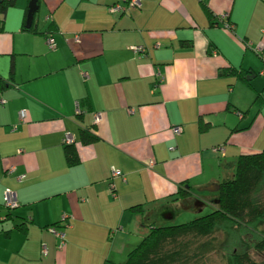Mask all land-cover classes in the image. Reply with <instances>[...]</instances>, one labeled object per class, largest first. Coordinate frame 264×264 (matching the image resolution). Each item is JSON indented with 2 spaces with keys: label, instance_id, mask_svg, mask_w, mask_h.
I'll use <instances>...</instances> for the list:
<instances>
[{
  "label": "crops",
  "instance_id": "obj_1",
  "mask_svg": "<svg viewBox=\"0 0 264 264\" xmlns=\"http://www.w3.org/2000/svg\"><path fill=\"white\" fill-rule=\"evenodd\" d=\"M125 1L38 0L37 34L24 31L30 0L0 14V264H121L154 226L213 211L238 157L264 151V0L111 12ZM230 69L245 80L221 75ZM82 129L99 141L83 144Z\"/></svg>",
  "mask_w": 264,
  "mask_h": 264
},
{
  "label": "trees",
  "instance_id": "obj_2",
  "mask_svg": "<svg viewBox=\"0 0 264 264\" xmlns=\"http://www.w3.org/2000/svg\"><path fill=\"white\" fill-rule=\"evenodd\" d=\"M16 1L2 0L0 14H6ZM3 30L0 20V33ZM24 31L38 33L34 25L24 27ZM221 75L245 80L244 73L234 69ZM210 128L199 119L200 133ZM80 140L87 145L99 137L82 129ZM64 156L68 167L80 163L74 143L65 145ZM178 195L185 199L189 194L179 190ZM130 211L142 212V207L134 206ZM207 253H216L225 264H264V151L238 157L234 176L220 183L213 211L180 225L154 226L121 264H199Z\"/></svg>",
  "mask_w": 264,
  "mask_h": 264
},
{
  "label": "built area",
  "instance_id": "obj_3",
  "mask_svg": "<svg viewBox=\"0 0 264 264\" xmlns=\"http://www.w3.org/2000/svg\"><path fill=\"white\" fill-rule=\"evenodd\" d=\"M140 7H141V1L140 0H129V1H125V6H122L121 4H115L110 8V10H111V12H119V11L124 12L127 9H135V8H140ZM226 18H227V14L221 16V20H226ZM226 27H231V25L228 24ZM75 41H78V38H75ZM47 43H48V47L50 49H55L56 44L52 38H48ZM132 49H134L137 52H143V48L140 46L133 47ZM256 52L260 56L261 60L264 62V46L263 45L257 46ZM25 117H26V111L22 110L20 112L21 120H23ZM100 121H101V115L96 114L94 117V124L98 125L100 123ZM173 130H174L175 134L178 135L182 132V127L177 126ZM63 143H64V145L72 144L71 136L70 135L65 136V138L63 139ZM212 151L214 153L223 152V149L222 148H215ZM14 170H15L14 168H10L9 172L12 173V172H14ZM111 177L113 180V178H118V177H123V176H122V173L120 172V170L112 169ZM18 179L23 180V176H20ZM111 188H112V190H114L113 185H111ZM114 197H116L115 194H114ZM3 206L8 211H12V210L19 207L16 195L13 191L7 190L4 193ZM50 232L53 233L57 238H59L61 240V242L59 244V248L62 249L65 246V235H64V233L55 227H51ZM43 253L46 254L45 248L43 249Z\"/></svg>",
  "mask_w": 264,
  "mask_h": 264
},
{
  "label": "rangeland",
  "instance_id": "obj_4",
  "mask_svg": "<svg viewBox=\"0 0 264 264\" xmlns=\"http://www.w3.org/2000/svg\"><path fill=\"white\" fill-rule=\"evenodd\" d=\"M211 212L210 209L205 210L204 212H202L201 214H194V213H190V214H183L180 217H177V219L175 221H169L168 224L169 225H180L182 223H187L189 221H192L198 217L207 215ZM199 264H225L224 260L218 256L216 253H210V254H206L205 259L201 260Z\"/></svg>",
  "mask_w": 264,
  "mask_h": 264
},
{
  "label": "water",
  "instance_id": "obj_5",
  "mask_svg": "<svg viewBox=\"0 0 264 264\" xmlns=\"http://www.w3.org/2000/svg\"><path fill=\"white\" fill-rule=\"evenodd\" d=\"M37 10H38V0H30L28 6V12H27V21H26L27 28L31 27Z\"/></svg>",
  "mask_w": 264,
  "mask_h": 264
}]
</instances>
